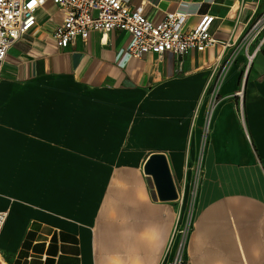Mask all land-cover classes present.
I'll return each mask as SVG.
<instances>
[{"label":"crops","instance_id":"1","mask_svg":"<svg viewBox=\"0 0 264 264\" xmlns=\"http://www.w3.org/2000/svg\"><path fill=\"white\" fill-rule=\"evenodd\" d=\"M125 1L155 23L184 13L187 29L212 14L221 42L264 14V0ZM36 19L1 68L0 264H167L186 218L179 184L197 161L187 264H264V44L241 101L239 43L133 57L115 29L61 49L63 12L45 1ZM157 153L174 200L144 169Z\"/></svg>","mask_w":264,"mask_h":264},{"label":"built area","instance_id":"2","mask_svg":"<svg viewBox=\"0 0 264 264\" xmlns=\"http://www.w3.org/2000/svg\"><path fill=\"white\" fill-rule=\"evenodd\" d=\"M52 1L62 12V22L55 28L53 37L61 49L85 41L91 32L108 34L120 30L129 34L128 52L133 57L144 53L162 54L166 51L185 55L192 50L202 51L221 43L222 47L239 43L245 48V62L241 71V87L236 92L243 99V88L256 54L264 44V14L247 24L234 42L219 41L211 33L215 16L202 14L198 23L185 28L186 15L169 11L155 23L147 18L141 7L131 8L125 0H0V76L2 63L11 46L36 24V11L45 2ZM253 46V48H251ZM221 75L210 94L214 96L205 119V134L208 133L213 102ZM7 218V212L0 210V233ZM190 220L175 227L169 249L172 257L167 264H187L186 246Z\"/></svg>","mask_w":264,"mask_h":264},{"label":"water","instance_id":"3","mask_svg":"<svg viewBox=\"0 0 264 264\" xmlns=\"http://www.w3.org/2000/svg\"><path fill=\"white\" fill-rule=\"evenodd\" d=\"M144 169L152 176L160 199L174 200L178 198V192L164 154L157 153L151 155L146 160Z\"/></svg>","mask_w":264,"mask_h":264},{"label":"rangeland","instance_id":"4","mask_svg":"<svg viewBox=\"0 0 264 264\" xmlns=\"http://www.w3.org/2000/svg\"><path fill=\"white\" fill-rule=\"evenodd\" d=\"M198 175H199V162L197 161L196 165L194 164L193 166V170L191 172L190 177L188 179L183 180L181 184H179V198L183 199V205L185 211L184 217H186L184 222L189 221L192 215L193 199L195 196Z\"/></svg>","mask_w":264,"mask_h":264}]
</instances>
